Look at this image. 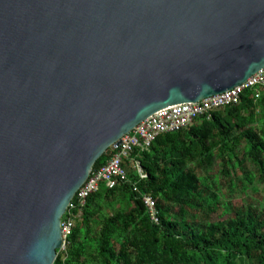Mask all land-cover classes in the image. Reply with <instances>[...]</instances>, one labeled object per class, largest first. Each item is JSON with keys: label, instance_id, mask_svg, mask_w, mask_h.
<instances>
[{"label": "water", "instance_id": "1", "mask_svg": "<svg viewBox=\"0 0 264 264\" xmlns=\"http://www.w3.org/2000/svg\"><path fill=\"white\" fill-rule=\"evenodd\" d=\"M264 68V0H0V264H53L103 155Z\"/></svg>", "mask_w": 264, "mask_h": 264}, {"label": "trees", "instance_id": "2", "mask_svg": "<svg viewBox=\"0 0 264 264\" xmlns=\"http://www.w3.org/2000/svg\"><path fill=\"white\" fill-rule=\"evenodd\" d=\"M216 162L220 170L209 174ZM122 167L127 180L114 189L100 183L87 197L53 264H264V204L210 219L230 209L219 193L226 186L232 191L239 175L264 185V91L256 100L245 91L236 105L158 136L147 151L135 148ZM144 195L155 202L157 224Z\"/></svg>", "mask_w": 264, "mask_h": 264}, {"label": "built area", "instance_id": "3", "mask_svg": "<svg viewBox=\"0 0 264 264\" xmlns=\"http://www.w3.org/2000/svg\"><path fill=\"white\" fill-rule=\"evenodd\" d=\"M249 90L253 92L254 100L260 97V91H264V68L229 91L204 98L198 102L179 104L159 110L138 123L129 133L123 135L109 159L99 168L91 171L61 217L62 244L59 250L64 251L68 244L67 237L71 234L74 218L79 216L80 209L84 206L87 197L98 189L99 184L103 183L107 189H114L121 182L127 180L122 163L124 159L129 161L130 154L135 148L149 150L158 136L185 129L200 116L210 115L212 111L236 105L241 95ZM130 162L134 164L139 177L145 178L139 163L135 160ZM142 201L151 220L157 224L154 200L150 196L144 195ZM73 210H77L78 214L74 215Z\"/></svg>", "mask_w": 264, "mask_h": 264}, {"label": "rangeland", "instance_id": "4", "mask_svg": "<svg viewBox=\"0 0 264 264\" xmlns=\"http://www.w3.org/2000/svg\"><path fill=\"white\" fill-rule=\"evenodd\" d=\"M242 146L244 147V143L242 144ZM236 151L240 157L243 150L241 148H237ZM248 169L251 175L255 176V172L249 167ZM219 170L220 164L219 162H216L213 165V168L209 171V174H212L213 172L217 174ZM243 186H247V189L243 190ZM219 196L221 203L229 202L230 209L221 216L216 215L215 213L213 215H210V219L212 221L225 219L229 217V214L237 212L238 209L246 208L248 205L257 207L259 204H264V185L260 184L257 179H253L252 183H248L244 180L243 176L239 175L237 185L233 188V190L230 191L227 186L222 187V192L219 193ZM117 205L119 208H122L124 203L123 201H121L120 203L117 202ZM217 210L220 211L221 209L219 208Z\"/></svg>", "mask_w": 264, "mask_h": 264}]
</instances>
